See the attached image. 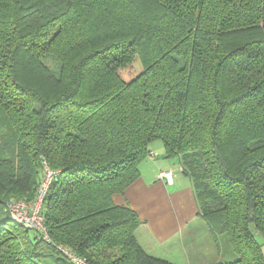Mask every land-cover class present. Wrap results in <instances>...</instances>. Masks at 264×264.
<instances>
[{"label": "trees", "instance_id": "obj_1", "mask_svg": "<svg viewBox=\"0 0 264 264\" xmlns=\"http://www.w3.org/2000/svg\"><path fill=\"white\" fill-rule=\"evenodd\" d=\"M157 140L192 180L213 264H264V0H0V209L35 199L43 160L58 171L51 241L6 212L0 264H78L61 247L177 264L146 253L138 213L113 200Z\"/></svg>", "mask_w": 264, "mask_h": 264}, {"label": "crops", "instance_id": "obj_2", "mask_svg": "<svg viewBox=\"0 0 264 264\" xmlns=\"http://www.w3.org/2000/svg\"><path fill=\"white\" fill-rule=\"evenodd\" d=\"M138 165L139 178L124 193L115 194L113 200L138 213L142 222L135 234L146 253L177 264H213L220 260L200 213L192 180L182 171L179 158L164 157L158 150L156 157H147ZM161 171H172V182L161 178Z\"/></svg>", "mask_w": 264, "mask_h": 264}, {"label": "built area", "instance_id": "obj_3", "mask_svg": "<svg viewBox=\"0 0 264 264\" xmlns=\"http://www.w3.org/2000/svg\"><path fill=\"white\" fill-rule=\"evenodd\" d=\"M157 152L151 153L150 157H156ZM42 178L39 183L37 194L33 201L9 199L5 204V211L15 222L25 226V228L33 229L39 232L41 237L47 241H51L47 227L45 224L44 215L42 213L43 206L50 186L55 180L58 171L50 168L46 160H43ZM160 177L166 178L172 182V171H161ZM66 256L78 264L84 262L75 256L69 249L61 247Z\"/></svg>", "mask_w": 264, "mask_h": 264}, {"label": "rangeland", "instance_id": "obj_4", "mask_svg": "<svg viewBox=\"0 0 264 264\" xmlns=\"http://www.w3.org/2000/svg\"><path fill=\"white\" fill-rule=\"evenodd\" d=\"M48 62L52 63L53 65H55V63L52 62V59H49ZM141 70H142V66H141V64H139V61L136 60L134 63L131 64V66H129L127 69H125L122 72V77H124L126 80H130L133 77H135ZM152 147H154V151L155 152H158V150H159L160 153H162V155L164 154L165 148H164V145H163L162 141H160V140L154 141ZM151 158H154V157H151ZM10 199H15V198H10ZM16 200H18V199H16ZM3 209L4 210L0 209V219H5V218L9 217L8 214L5 211V208H3ZM210 237L212 239L211 235H210ZM223 238H225V239H223V244L224 245H223V249L222 250H224L225 254H228L226 257L229 258L230 254H231V257L236 256L235 253L233 252V250L231 249V246H230V243H229V239L227 237H223ZM229 252H231V253H229Z\"/></svg>", "mask_w": 264, "mask_h": 264}]
</instances>
